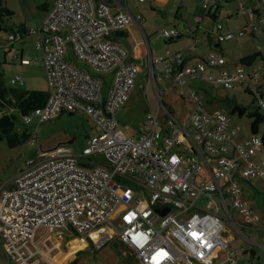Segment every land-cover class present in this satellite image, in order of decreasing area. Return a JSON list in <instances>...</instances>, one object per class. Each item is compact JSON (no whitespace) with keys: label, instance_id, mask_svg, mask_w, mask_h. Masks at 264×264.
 Instances as JSON below:
<instances>
[{"label":"built area","instance_id":"2783aa9c","mask_svg":"<svg viewBox=\"0 0 264 264\" xmlns=\"http://www.w3.org/2000/svg\"><path fill=\"white\" fill-rule=\"evenodd\" d=\"M200 3L204 15H213L218 1ZM244 3L240 0L239 8L249 14L247 24L224 34L216 19V41L250 36L264 42V9L255 15ZM112 8L108 0H55L40 26L28 30L37 35L34 45L42 52L49 97L24 116V123L36 119L40 125L65 112L86 116L93 128L81 152L71 144L42 149L38 125L32 131L36 156L9 186L0 187L5 255L16 264H49L43 250L49 243L56 247L65 236L78 235L87 248L90 237L103 244L113 236L139 264H214L221 252L231 253L223 236L227 222L261 247L244 231L258 233L260 218L244 197L243 183L264 186L263 137L239 135L231 116L208 110L198 90L242 84L264 107V73L246 71L240 62L230 67L214 48L194 62L181 50L150 57L148 77L155 90L158 79L165 78L171 85L167 89L179 92L183 102L187 93L193 106L178 115L164 101L165 90L156 92L157 109L147 111L139 134L128 136L118 113L141 69L115 36L133 23L140 25L143 16ZM202 18L194 15L196 30ZM196 30L165 28L160 35L174 39ZM19 35L11 33L9 39ZM11 83L24 82L17 75ZM202 198L208 199L206 206L199 203Z\"/></svg>","mask_w":264,"mask_h":264},{"label":"rangeland","instance_id":"374dc122","mask_svg":"<svg viewBox=\"0 0 264 264\" xmlns=\"http://www.w3.org/2000/svg\"><path fill=\"white\" fill-rule=\"evenodd\" d=\"M187 1L192 2L193 0ZM238 2V0H219L221 7L219 9L218 20L223 23V29L221 31H223L224 34L227 30H235L233 32H238L240 27H242V24L246 21V15L240 10ZM179 3H181V0H170L168 6L169 8L174 9V6ZM6 4L8 8L11 7L13 10L18 12V15L17 13L14 14L12 21L13 23H19V20L24 17L23 8L26 7L25 4H27L25 3V0H6ZM198 7L199 12H202L200 4H198ZM145 13L149 12L145 11ZM176 23H179V21H176ZM212 26H214L213 30L216 31L215 23H213ZM158 32L159 30L157 29L153 35H150L149 39L151 41L154 55L161 54L158 50L165 46L164 39L159 37ZM213 35L214 37L216 36V34ZM202 36L203 39L200 46H206V36L202 34L201 38ZM251 39V37L242 36L237 39L235 38L221 42V48L225 53L226 59L229 62H232L233 60L238 59L239 56L253 51L257 48V46H260L262 49L264 48V42L260 40L254 42ZM261 73H264V69L261 70ZM196 83L198 84V82ZM169 87H171L170 82L165 78H161L158 79V86H156L155 90L153 83L148 77L147 66L142 65V71L137 75L135 89L131 98L127 102V105L118 113L120 129L128 134V136L139 134L143 118L145 117L147 111L157 109L158 98L156 92L160 93L161 90H165L163 99L176 112V114H185L186 111L193 106L188 94L184 93L186 101L183 102L180 100V93L176 92L173 88L167 89ZM206 89L211 90L208 86ZM261 90L264 92V86ZM198 91L199 94L202 95V101L208 110L213 111L220 109L228 111L222 101L215 100L213 102H207L206 92L200 89ZM220 91L223 95L226 94L225 89H220ZM230 93L232 96H236V100L239 103L247 107V112L242 116H239L238 112L230 113L233 128L237 129L238 134L242 137H249L252 134V120L249 118L248 112L257 109L263 115V120L259 125L258 131V135L262 137L264 134V107L258 106L254 90H248L244 86H241V88L235 86L230 89ZM260 94L263 95L262 93ZM11 120L13 123L12 133L14 135L8 137L10 135L6 134V141L2 143L0 142V156L3 155L0 159V186L7 182V180L10 179L16 172L23 169L27 161L30 158L35 157L38 152L37 144L31 142L32 131L36 126L24 124V121L19 117V112H15ZM90 125L91 123L87 122L85 116H70L65 114L57 119L49 120L38 125L39 140L43 145V149H50L60 144H70L69 140L74 138V141L70 146H73L75 152H81L86 146L87 129L93 128H89ZM31 128L32 130L30 132ZM18 133L22 136L24 143L21 144V146L12 149V151H8L6 149V145H9V141H12V138H15ZM28 137L30 141H27ZM3 148H5V151L2 150ZM243 184L244 197L253 207L254 214L260 218L259 223L262 232H253L250 229H245L244 231L248 236L261 243L262 246L259 249V247L255 245L254 249L257 251V256L255 259H248V256H244L242 252H239L242 247L246 246L242 235L237 230L230 227L227 222V230H225L224 235L226 237L230 235L235 236V239L229 243L236 251L233 253L231 260L229 259V253L225 251L221 252L218 264H264V186L259 182H255L254 185H250L248 182H244ZM207 202L208 199L206 198H202L199 201V203L204 206L207 205ZM235 218L238 221L243 220V217L237 213H235ZM59 232L60 230L56 233L58 234ZM89 239L87 240L89 246L87 248L83 247L77 249L73 253V256L68 259L66 264L74 262L75 264H138L135 258H133V253L123 247L113 236L108 242L103 244H100L97 241H91V237ZM71 240L75 241V244L76 241H80V236H65L64 239H61L60 243L65 250L68 248V243L71 242ZM1 247L0 243V259L3 264H5V262L8 264V259L5 258ZM229 252H231L230 248ZM12 264L15 263L12 262Z\"/></svg>","mask_w":264,"mask_h":264},{"label":"crops","instance_id":"0c3cea01","mask_svg":"<svg viewBox=\"0 0 264 264\" xmlns=\"http://www.w3.org/2000/svg\"><path fill=\"white\" fill-rule=\"evenodd\" d=\"M112 3L113 10L115 11H129L133 14L140 13L143 16V20L140 25L137 23H133L128 29L121 31L119 34V40L126 46L128 49L130 56L129 60L136 62L141 71L142 65L147 66L149 64L150 57L156 56H165L167 57L170 53L181 50L187 57L189 61H197L200 58H203L206 53L213 47L209 44L208 37H211L213 41H216V38L212 34L214 26H212L214 21L218 19L220 3L219 0L216 8L213 9V12L216 13V19L205 16L202 18V25L199 29L196 30V27L193 24L194 15L204 16V11L199 12L198 4L201 3L199 0H193L192 2L181 0V3L176 4L173 8H169L170 0H155L150 2L149 0L139 1V0H117L119 2L115 3L114 0H108ZM240 2V0H238ZM245 7L248 9H253L255 15H259L262 13L264 6L259 4L258 0H244ZM238 2V6H239ZM26 7L23 8L24 17L19 20V23H13V26L16 28L17 26L23 25L25 28V33H20L18 37L14 40L9 39V34L2 31L0 29V135L3 137L0 142L6 141V134H9L11 137L14 135L12 133V116L15 112H19V117L23 120L24 116L29 114L33 109L37 107H42L46 104L49 97V88L46 80L45 70L43 68L42 63V52L37 49L34 45L37 35L28 34V30L34 27L40 26L43 19L45 18L47 12L53 7V3L55 0H25ZM11 8V7H10ZM13 10V8H11ZM14 12L16 10H13ZM145 11L149 13H145ZM15 13L18 12L16 11ZM246 15V21L242 24L244 27L248 20L249 14L244 12ZM159 14V15H158ZM179 21V23H176ZM208 22V23H207ZM211 22V23H209ZM178 27L184 30H196V35H184L176 42H169L168 39L162 37L160 32L165 28H173ZM240 27V29L242 28ZM157 29L159 30L158 35L162 37L165 42V46L161 47L158 51L161 54L154 55L153 48L151 45L150 35H153ZM235 30H227V32H233ZM206 36V46H200L203 36ZM245 37V36H243ZM250 37V36H248ZM252 38V37H251ZM254 42L256 41L252 38ZM219 51L221 50L225 55L223 49L217 48ZM254 49L251 52H248L245 55L239 56L238 59L229 62V66H235V63L239 62L240 58L256 51ZM261 57L254 60L251 64L245 65L246 71H260L264 69V48L260 51ZM14 53L17 56H14ZM20 76L23 80V84H12L11 79L15 76ZM242 84L237 85L238 88H241ZM135 89V88H134ZM134 91V90H133ZM229 97H233L236 100V96H232L230 90H228ZM133 93V92H132ZM132 95V94H131ZM130 95V98H131ZM129 101V100H128ZM237 101V100H236ZM127 103L125 104V106ZM124 106V107H125ZM123 107V108H124ZM122 108V109H123ZM121 109V110H122ZM260 112V111H259ZM81 115L82 114H71V113H62L59 117L63 115ZM58 118V117H57ZM56 118V119H57ZM87 122L91 121L87 119ZM25 124V123H24ZM30 125H39L36 123V119H34L33 123ZM93 127L92 123L89 126ZM32 128L30 129L31 132ZM90 130V129H87ZM21 137V138H19ZM74 139V138H72ZM87 139V135H86ZM30 141L29 137L27 141ZM71 140V139H70ZM69 140V141H70ZM9 145H6V149L8 151H12L16 147L21 146L24 143L22 140V136L20 133L16 135L15 138H12V141H9ZM41 143V142H40ZM43 149V145L41 144ZM3 148L2 150H4ZM5 151V150H4ZM3 155L0 156V159ZM25 168V167H24ZM23 168V169H24ZM19 170L16 172L10 179L7 180L2 186H9L15 179V177L23 170ZM247 182V181H246ZM249 183V182H248ZM250 184V183H249ZM255 184V183H254ZM244 185V184H243ZM251 185V184H250ZM0 186V187H2ZM244 191V189H243ZM249 203V202H248ZM250 204V203H249ZM225 230H227V226L223 230V236L228 241V243L235 239L234 235H230L226 237L224 235ZM246 243V246L242 247L239 252H242L244 256H248V259H255L257 256V251L254 249L256 243H250L246 239H243ZM85 239H81L80 241L71 240L68 243V248L65 250L62 247V244L59 243L58 246H53L52 243H49V248H44L45 252H48L49 264H66L68 259L73 256V253L79 249L83 248L82 243H84ZM91 241H95V236L91 239ZM61 242V241H60ZM1 243V239H0ZM230 245V243H229ZM2 246V245H1ZM55 247V248H54ZM75 247V248H73ZM260 249V246H258ZM2 248V247H1ZM53 248V249H52ZM3 250V248H2ZM230 255L232 258L233 253H235V249L230 245ZM3 254L5 258L8 259V264L15 263L9 257L5 255L3 250ZM6 260V259H5ZM219 257L216 259L214 264H218ZM228 261V260H225ZM5 262V261H4ZM0 264L2 260L0 259ZM5 264H7L5 262ZM16 264V263H15Z\"/></svg>","mask_w":264,"mask_h":264},{"label":"trees","instance_id":"16d2710c","mask_svg":"<svg viewBox=\"0 0 264 264\" xmlns=\"http://www.w3.org/2000/svg\"><path fill=\"white\" fill-rule=\"evenodd\" d=\"M149 1L152 2L151 0H149ZM14 14H15V12L13 10H11L10 8H8V6L6 4V0H0V29L2 31L6 32L7 34H11V33H14V34H16V33H19V34L20 33H25V28H24L23 25L17 26L16 28L13 26L12 19H13ZM205 16H210V17L216 19V13H214V12H213V15L206 14V15L203 16V18ZM193 24H194V22H193ZM194 26H195V24H194ZM119 35L120 34L117 33V35L115 37L118 38ZM180 38L181 37L174 38V39L172 38V39H168V41L169 42H176ZM208 39H209L210 46L213 47L214 49H217V48L221 47V42L213 41L211 37H208ZM261 50H256V51L244 56L243 58H240L239 62L242 63L243 65L244 64L245 65L251 64L254 60H256L257 58H260L262 56L261 52H260ZM222 54H223V52H222ZM69 58L72 61L76 60V58L73 55L72 56L70 55ZM104 85H105V90H106V88H108V86H109V82L106 80ZM228 92L229 91L226 90V94L223 95L222 92L220 91V89H215V90L206 89V94H207L206 101L207 102H213L215 100L222 101L223 105H225V107L228 109V111H226V112L229 115H230L231 112L232 113L238 112L239 116H242L243 114H245L247 112V107L242 105L238 101H236L235 98L229 97ZM262 94L264 95L263 91H262ZM180 100H182V99L180 98ZM248 116L252 120L251 121V131L253 133H258L259 125H260L261 121L263 120V115L259 112V110L256 109V110L248 112ZM262 137H263V144H264V134H263ZM2 138L3 137L0 135V140ZM120 244L123 247H125L122 243H120ZM133 258H135L136 262L138 263L136 257L133 256ZM71 264H75V262L71 263Z\"/></svg>","mask_w":264,"mask_h":264},{"label":"water","instance_id":"95a60500","mask_svg":"<svg viewBox=\"0 0 264 264\" xmlns=\"http://www.w3.org/2000/svg\"><path fill=\"white\" fill-rule=\"evenodd\" d=\"M73 141H74V139H71V140L69 141V143L72 144ZM165 211H167V209H166Z\"/></svg>","mask_w":264,"mask_h":264},{"label":"flooded vegetation","instance_id":"af4514ba","mask_svg":"<svg viewBox=\"0 0 264 264\" xmlns=\"http://www.w3.org/2000/svg\"><path fill=\"white\" fill-rule=\"evenodd\" d=\"M259 221H260V219H259ZM259 226H260V223H259ZM261 231V229L259 228V231H258V233ZM262 232V231H261Z\"/></svg>","mask_w":264,"mask_h":264},{"label":"bare ground","instance_id":"6f19581e","mask_svg":"<svg viewBox=\"0 0 264 264\" xmlns=\"http://www.w3.org/2000/svg\"><path fill=\"white\" fill-rule=\"evenodd\" d=\"M81 244H82L83 247H85V243H82V242H81Z\"/></svg>","mask_w":264,"mask_h":264}]
</instances>
